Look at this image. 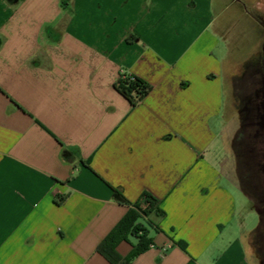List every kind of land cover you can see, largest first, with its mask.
I'll use <instances>...</instances> for the list:
<instances>
[{
    "label": "crops",
    "instance_id": "crops-1",
    "mask_svg": "<svg viewBox=\"0 0 264 264\" xmlns=\"http://www.w3.org/2000/svg\"><path fill=\"white\" fill-rule=\"evenodd\" d=\"M122 72L151 86L137 105ZM237 102L263 109L264 0H0V264H111L145 195L130 264H264Z\"/></svg>",
    "mask_w": 264,
    "mask_h": 264
},
{
    "label": "trees",
    "instance_id": "trees-1",
    "mask_svg": "<svg viewBox=\"0 0 264 264\" xmlns=\"http://www.w3.org/2000/svg\"><path fill=\"white\" fill-rule=\"evenodd\" d=\"M116 86V89L133 106L141 102L151 89L150 85L127 72L120 74ZM243 132V129H241L233 142V149L238 160L240 182L245 192L255 201L261 202L264 199V181L260 176L259 160L244 153V147L247 143L240 139V135ZM114 197L119 203L128 204L118 191H115ZM64 200L65 198H61L57 203L61 204ZM155 206V200L149 195H145L140 203L132 205L121 221L98 245L97 252L102 254L111 264H130L135 256L139 255V253L141 254L152 245V239L148 236L147 227L143 222ZM131 236L137 239V244L133 246L130 254L123 258L117 253L116 248L121 242L128 240Z\"/></svg>",
    "mask_w": 264,
    "mask_h": 264
},
{
    "label": "rangeland",
    "instance_id": "rangeland-1",
    "mask_svg": "<svg viewBox=\"0 0 264 264\" xmlns=\"http://www.w3.org/2000/svg\"><path fill=\"white\" fill-rule=\"evenodd\" d=\"M242 87V86H240ZM249 89V87H246V90ZM242 95L245 94L244 92H241ZM244 97V96H243ZM241 105L240 107H245V117L237 118L239 120L238 122L243 126V133L240 135V139L242 141H245L246 146L244 147V153L250 155L251 157H255L259 160L260 169L262 168V164H264V131H261V115L263 112V109L259 102H255V105L259 106L260 111L254 112V109H252V104L249 102L244 103H235L236 106ZM253 104V105H254ZM263 104V103H262ZM234 105V103H233ZM253 111V116L252 112ZM236 121V118L233 120ZM241 126V127H242ZM242 129V128H241ZM262 170V169H261ZM262 180L264 181V174L261 172L260 174ZM264 183V182H263ZM264 197V195H263ZM263 201V200H262ZM262 204V203H261ZM264 205V204H262ZM133 239V238H132Z\"/></svg>",
    "mask_w": 264,
    "mask_h": 264
},
{
    "label": "flooded vegetation",
    "instance_id": "flooded-vegetation-1",
    "mask_svg": "<svg viewBox=\"0 0 264 264\" xmlns=\"http://www.w3.org/2000/svg\"><path fill=\"white\" fill-rule=\"evenodd\" d=\"M263 115H261V131H264V103H263Z\"/></svg>",
    "mask_w": 264,
    "mask_h": 264
}]
</instances>
